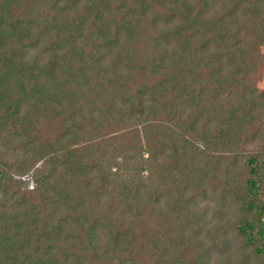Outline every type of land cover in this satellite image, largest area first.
<instances>
[{"label": "trees", "instance_id": "trees-1", "mask_svg": "<svg viewBox=\"0 0 264 264\" xmlns=\"http://www.w3.org/2000/svg\"><path fill=\"white\" fill-rule=\"evenodd\" d=\"M262 47L264 0H0V158L66 172L0 203V264H264Z\"/></svg>", "mask_w": 264, "mask_h": 264}, {"label": "rangeland", "instance_id": "rangeland-1", "mask_svg": "<svg viewBox=\"0 0 264 264\" xmlns=\"http://www.w3.org/2000/svg\"><path fill=\"white\" fill-rule=\"evenodd\" d=\"M262 56L264 57V47L261 48ZM259 82L257 83L260 87L259 89L264 88V75L261 73L258 75ZM115 129V128H114ZM113 129V131H114ZM118 131L119 129L116 128ZM41 138L48 139V137L45 135V133L41 136ZM252 150V145L247 147V151H245V155H248ZM20 156L18 157L17 162L15 165L11 166L10 162L12 159V156L10 154L4 155L0 158V167L5 172V179L3 183V191L0 194V203L2 204L3 208L10 207L12 202L18 201L23 202L25 199L30 198L31 204L30 206L34 209H40L45 210L46 209V202L44 197V194L46 193L49 184H54L57 186L62 185V180L66 177V172L61 168L60 166V159L63 155L62 152L58 153V157L53 159V163L50 165L42 166V161L32 164L29 160L27 162V165L25 164V161L22 156V150H20ZM25 164V165H24ZM243 171L246 172L245 168ZM35 175V176H34ZM245 180L246 178L243 177ZM20 181V184H18ZM213 182L208 180L207 185L209 186ZM39 188V191H36L35 189ZM261 188V189H260ZM260 193H263L264 185H260ZM35 191V192H33ZM194 194V192H193ZM263 200V199H262ZM163 203V202H162ZM202 205V208L210 209L208 213L209 216H227L225 218L226 221H229V219L236 220L238 217V206L231 207L229 205L230 200L229 198H226L225 200L217 195L214 194L207 196V199L205 198L203 201L200 202ZM203 203V204H202ZM214 214V215H213ZM221 219V218H220ZM219 219V220H220ZM224 220H221V223H216L219 226H222ZM228 238V239H227ZM232 239V234L227 233L225 237L218 243L216 242L215 245L217 246L212 253V257H209L207 259L208 264H228L229 260H233V258L238 254L236 248L228 253H223L225 250H228L227 248L231 244L227 242ZM193 248V246H192ZM198 250L199 246L197 247ZM194 246V249H197ZM221 252L222 254H220ZM182 255L186 257V253L184 251L181 252ZM233 256V257H232ZM184 257V258H185Z\"/></svg>", "mask_w": 264, "mask_h": 264}]
</instances>
